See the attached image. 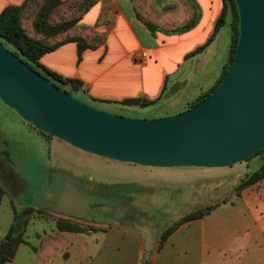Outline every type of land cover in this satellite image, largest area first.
I'll return each mask as SVG.
<instances>
[{"label": "crops", "instance_id": "1", "mask_svg": "<svg viewBox=\"0 0 264 264\" xmlns=\"http://www.w3.org/2000/svg\"><path fill=\"white\" fill-rule=\"evenodd\" d=\"M30 1L0 0V12ZM68 1L60 0L57 5ZM43 2L51 4L53 0ZM223 3L180 0L170 9H157L159 15L147 20L136 0H114V8L108 12L103 0H97L76 22L74 34L45 52L39 62L63 78L80 81L76 97L104 105L144 97L154 101L152 105L176 109L166 115L179 113L214 83L227 62V42L219 37L223 28L214 32ZM73 36L83 39L80 52L79 42L69 39ZM205 65L212 67L213 76L198 83L195 90L189 89V79L199 75ZM4 197L5 192L0 211L9 219L1 227L4 233L0 240L16 208L13 196ZM116 232L122 236L117 237ZM96 233L104 236H76ZM133 236L132 229L121 227L97 225L89 231L72 232L51 223L48 232L42 229L35 233L29 249H22L24 242L20 243L6 264H14L20 253L30 249L31 257H46L47 264H141L144 258L151 264H264V178L234 199L218 203L205 216L180 224L162 244L154 240L149 250L143 240Z\"/></svg>", "mask_w": 264, "mask_h": 264}, {"label": "rangeland", "instance_id": "2", "mask_svg": "<svg viewBox=\"0 0 264 264\" xmlns=\"http://www.w3.org/2000/svg\"><path fill=\"white\" fill-rule=\"evenodd\" d=\"M43 1L31 0L23 6L21 24L28 34L45 42L55 43L74 34L76 23L65 31L45 36L34 26L38 14L40 12L44 14L46 9V20L52 25L70 20L77 22L97 0H70L60 5ZM136 1L141 4L144 17L151 20L159 15L157 9H161L162 6L164 10L170 9L180 0ZM103 7L107 12L110 11L114 8V0H103ZM230 21L231 16L227 13L225 23L220 27L223 29L219 36L227 42V62L214 83L200 94L207 92L215 84L229 63ZM200 71L199 75L189 79V89L195 90L198 83L207 82L213 76L210 65H205ZM184 84L186 86L187 81ZM78 98L97 109L130 118H159L176 112V109H171L169 105L127 107L104 105ZM263 157L264 150H261L248 159L224 167H158L123 162L84 151L64 140L44 135L0 99V166L7 168L10 174L20 181L10 185L0 174V185L5 192V199L13 196L17 210L28 211L24 214L27 223L23 233L25 242L22 249H29L27 245L34 243L36 232L42 229L48 232L51 223L56 225L67 223L84 231L94 229L97 225L132 229L133 237L143 240L149 250L154 240L159 241L166 228L186 214L214 203L234 199L237 196L235 185L246 173L259 170ZM58 183L70 187L69 190L73 193L93 191L97 197L101 195L106 207L93 209L88 218L39 208L37 202L39 203L44 191H47L46 199L50 203L53 194H56L52 189ZM119 201H127L129 204L123 206L119 212L108 208ZM119 215L124 216L119 218ZM8 219V215L0 211V236L4 233L1 227ZM115 234L117 237L122 236L118 232ZM76 236L101 238L104 235L96 233ZM32 251L30 249L28 253L27 250L20 253L14 264H47L46 257H31Z\"/></svg>", "mask_w": 264, "mask_h": 264}, {"label": "water", "instance_id": "3", "mask_svg": "<svg viewBox=\"0 0 264 264\" xmlns=\"http://www.w3.org/2000/svg\"><path fill=\"white\" fill-rule=\"evenodd\" d=\"M239 36L217 88L194 106L159 118L97 109L49 82L0 42V99L38 130L100 156L148 166L224 167L264 150V0H235ZM264 159V157H263ZM38 206L72 216L56 184ZM61 201L63 207L56 209ZM112 207V206H111Z\"/></svg>", "mask_w": 264, "mask_h": 264}, {"label": "trees", "instance_id": "4", "mask_svg": "<svg viewBox=\"0 0 264 264\" xmlns=\"http://www.w3.org/2000/svg\"><path fill=\"white\" fill-rule=\"evenodd\" d=\"M223 2H224L223 11L220 17L218 18V20L216 21L214 32L216 33L219 30V28L225 23L226 15L227 13H229L231 16V21H230L231 46H230L229 63L223 69L220 77L217 79L215 84L207 92L200 94L194 101H192L187 107V109L194 106L195 104L206 98L207 96H209L217 88V86L222 82L223 78L225 77L232 63L235 54V49L237 46L238 36H239V15L235 0H223ZM53 3L57 5L60 3V0H53ZM22 9L23 6H7L0 12V42L8 50L13 52L21 60H23L26 64H28L31 68H33L35 71L39 72L42 76H44L49 82H51L61 90L74 96V92L77 91L81 86L80 81H78L77 79L63 78L60 75L48 70L39 62L40 57L45 52L53 50L61 42L67 39L55 43H48L41 40L40 38L28 34L21 24ZM46 14L47 12L45 9V13L43 14L42 12H40V14H38L37 16V19L34 22L35 29L41 32L45 36L53 35V33L65 31L67 28L73 26L76 23L75 20H70L52 25L47 22ZM190 22L191 23L189 24H192V21ZM69 39L77 40L79 42L78 44L79 52L84 48V45L81 43V41L83 40L82 38L73 36L70 37ZM202 48L203 46L198 48L191 54H195L199 52L200 49ZM153 103L154 101L148 100L144 97L125 98L122 101H119V104L121 105L137 106V107H146ZM263 178H264V160L262 161L259 170L253 171L251 173H246L245 176L241 178L239 183L235 185L236 195L239 196L241 191H243L245 188L249 186H252L253 184L257 183ZM3 193H4L3 188L0 185V202ZM216 205H218V203H214L204 208L197 209L180 218L175 224L166 228L162 232V235L160 236L158 241L159 245L162 244V242L168 237V235L172 231H174L180 224L205 216ZM27 213H28L27 210L20 212L16 208L13 209V221L5 236L0 240V264H6L7 262L11 261L12 258L14 257L17 246L20 243L25 242L23 233H24L25 225L27 223V219L26 217H24V214ZM57 227L59 229L68 230L72 232L84 231L83 229L75 225H69L67 223H63V224L58 223ZM141 264H151V260L149 258H144Z\"/></svg>", "mask_w": 264, "mask_h": 264}, {"label": "flooded vegetation", "instance_id": "5", "mask_svg": "<svg viewBox=\"0 0 264 264\" xmlns=\"http://www.w3.org/2000/svg\"><path fill=\"white\" fill-rule=\"evenodd\" d=\"M46 134L47 133L44 132V135H46ZM0 174L3 177L2 179H4V181H6V183H8L10 185L13 183H15V184L18 182L20 183V181L16 179V176H13L10 174V172L7 170V168L4 169L2 166H0ZM69 188H68V196H69V198H71V201H70L69 207H67V208H69L70 212H76L77 215L84 214L85 217H82V218H88V216L93 211V209L98 208V207H106L105 206L106 203L103 202L101 195H98V197H97L93 191H91V192L80 191L78 193L77 192L73 193L69 190ZM93 198H98V200H94ZM128 204H129V202H127V201H119L118 203L113 204V205H109V207L108 206L107 207L109 209H112L113 211L119 212L123 206H126V205L128 206ZM55 207H56V209H58L59 207H63V204H61V201H58L55 203ZM55 211H57V210H55ZM121 216H124V215H121ZM121 216L119 218H121ZM75 217H78V216H75Z\"/></svg>", "mask_w": 264, "mask_h": 264}]
</instances>
